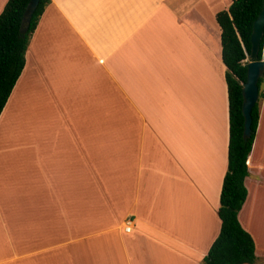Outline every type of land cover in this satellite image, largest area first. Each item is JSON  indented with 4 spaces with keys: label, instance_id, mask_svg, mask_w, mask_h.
<instances>
[{
    "label": "crops",
    "instance_id": "1",
    "mask_svg": "<svg viewBox=\"0 0 264 264\" xmlns=\"http://www.w3.org/2000/svg\"><path fill=\"white\" fill-rule=\"evenodd\" d=\"M232 1L50 0L0 113V264L202 263L221 225L229 119L216 13ZM261 91L238 213L254 264Z\"/></svg>",
    "mask_w": 264,
    "mask_h": 264
},
{
    "label": "trees",
    "instance_id": "2",
    "mask_svg": "<svg viewBox=\"0 0 264 264\" xmlns=\"http://www.w3.org/2000/svg\"><path fill=\"white\" fill-rule=\"evenodd\" d=\"M30 0H7L0 13V113L18 80L24 65L30 38L50 0H39L28 25L22 30L23 17ZM263 5V0H233L227 10L216 13L221 30V58L226 68L228 92L229 139L227 170L223 177L219 207L220 231L201 264H254L255 242L238 219L247 198L245 179L247 160L259 124L258 102L252 109V134L243 137L242 84L246 81L247 66L243 62L250 52L252 25ZM264 34L260 42V52ZM264 70L258 80L259 98L263 97Z\"/></svg>",
    "mask_w": 264,
    "mask_h": 264
},
{
    "label": "water",
    "instance_id": "3",
    "mask_svg": "<svg viewBox=\"0 0 264 264\" xmlns=\"http://www.w3.org/2000/svg\"><path fill=\"white\" fill-rule=\"evenodd\" d=\"M39 0H30L24 17L22 30H25L30 18L38 5ZM264 34V0L262 8L257 15L252 25V32L250 35L251 48L247 54L248 61L245 63L247 66L246 81L242 84V114L244 117L243 137L249 138L252 134V109L259 99V86L258 80L264 70V44L260 52V42Z\"/></svg>",
    "mask_w": 264,
    "mask_h": 264
},
{
    "label": "built area",
    "instance_id": "4",
    "mask_svg": "<svg viewBox=\"0 0 264 264\" xmlns=\"http://www.w3.org/2000/svg\"><path fill=\"white\" fill-rule=\"evenodd\" d=\"M131 227H132V224H131V221L129 220L126 222L125 231L130 232Z\"/></svg>",
    "mask_w": 264,
    "mask_h": 264
},
{
    "label": "rangeland",
    "instance_id": "5",
    "mask_svg": "<svg viewBox=\"0 0 264 264\" xmlns=\"http://www.w3.org/2000/svg\"><path fill=\"white\" fill-rule=\"evenodd\" d=\"M247 59H248V57H246L243 62L246 63L248 61ZM261 101H262V98H259L258 99L259 107H260ZM262 131H264V114H263V128H262Z\"/></svg>",
    "mask_w": 264,
    "mask_h": 264
}]
</instances>
